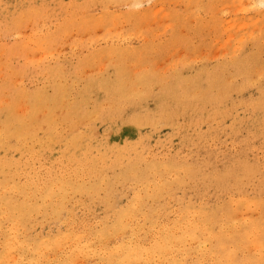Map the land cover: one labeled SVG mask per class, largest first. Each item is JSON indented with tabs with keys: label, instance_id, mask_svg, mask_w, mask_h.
Masks as SVG:
<instances>
[{
	"label": "rangeland",
	"instance_id": "374dc122",
	"mask_svg": "<svg viewBox=\"0 0 264 264\" xmlns=\"http://www.w3.org/2000/svg\"><path fill=\"white\" fill-rule=\"evenodd\" d=\"M262 2L0 0V264H264Z\"/></svg>",
	"mask_w": 264,
	"mask_h": 264
},
{
	"label": "bare ground",
	"instance_id": "6f19581e",
	"mask_svg": "<svg viewBox=\"0 0 264 264\" xmlns=\"http://www.w3.org/2000/svg\"><path fill=\"white\" fill-rule=\"evenodd\" d=\"M261 2V1H260ZM262 3H264V2H262ZM140 19V18H139ZM138 21V20H137ZM37 38H35V40H36ZM39 39V38H38ZM32 41H33V39H31ZM35 40H34V42H35ZM45 40V39H44ZM42 42V41H41ZM34 44H36V43H34ZM43 45V44H42ZM238 47V46H237ZM47 48V47H46ZM33 49V48H32ZM41 49V48H40ZM44 49V48H43ZM42 52H43V50H42ZM234 52V51H233ZM43 53H45V51L43 52ZM51 53V52H50ZM34 54V53H33ZM53 54V53H52ZM233 54H235V53H233ZM42 55H44V54H42ZM31 56V55H30ZM50 57V56H49ZM2 59V58H1ZM28 59V58H27ZM42 59V58H41ZM40 59V60H41ZM39 60V61H40ZM22 85V84H21ZM23 87V86H22ZM20 89H22V88H20ZM63 89V88H62ZM39 92V91H38ZM27 94V93H26ZM38 94V93H37ZM30 102V101H29ZM21 110V109H20ZM19 112V111H18ZM50 112V111H49ZM147 210V209H146ZM244 218V217H243ZM250 219V218H249ZM197 220V219H196ZM40 221V220H39ZM243 221V220H242ZM248 221V220H247ZM249 221H251V220H249ZM248 221V222H249ZM192 222V221H191ZM245 222H246V220H245ZM191 224H193V222L191 223ZM191 226V225H190ZM256 226V225H255ZM258 226V225H257ZM187 228V227H186ZM15 231V230H14ZM176 231V230H175ZM169 232H170V230H169ZM172 232H173V230H172ZM178 232V231H177ZM251 232V231H250ZM10 233V232H9ZM211 234V233H210ZM220 235V234H219ZM132 236H133V234H132ZM164 236V235H163ZM211 236V235H210ZM135 238V237H134ZM15 239V238H14ZM157 239V238H156ZM171 238H169V240H170ZM173 239V238H172ZM17 240V239H16ZM137 240V239H136ZM153 240V239H152ZM159 240V239H158ZM167 240V239H166ZM174 241V240H173ZM76 242V241H75ZM154 242V241H153ZM162 243V242H161ZM160 243V244H161ZM169 243V242H168ZM173 243V242H172ZM187 243V242H186ZM18 244V243H17ZM77 245H78V243H76ZM76 244H75V246H76ZM163 244V243H162ZM11 245V244H10ZM20 245V244H19ZM132 246V245H131ZM166 246H167V244H166ZM172 246V245H171ZM12 247V246H11ZM82 248H83V246H81ZM123 247V246H122ZM128 247V246H127ZM163 247V246H162ZM263 247V246H262ZM261 247V248H262ZM75 248H77V247H75ZM81 248V249H82ZM164 248V247H163ZM86 249V248H85ZM142 250V249H141ZM7 251V250H6ZM125 251V250H124ZM11 254V253H10ZM81 255V254H80ZM219 255V254H218ZM143 256H145V255H143ZM132 257V256H131ZM216 264V263H215Z\"/></svg>",
	"mask_w": 264,
	"mask_h": 264
}]
</instances>
